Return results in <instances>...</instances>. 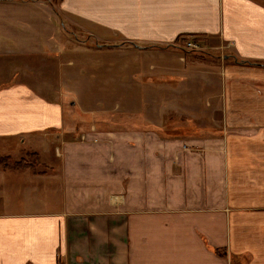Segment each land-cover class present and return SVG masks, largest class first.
Here are the masks:
<instances>
[{
	"label": "crops",
	"instance_id": "obj_1",
	"mask_svg": "<svg viewBox=\"0 0 264 264\" xmlns=\"http://www.w3.org/2000/svg\"><path fill=\"white\" fill-rule=\"evenodd\" d=\"M56 22L84 39L62 32L71 40L47 49L102 55L97 49L109 46L135 60L119 73L144 72L153 59L158 79L203 90L207 113L172 136L158 116L133 111L102 112L80 129L66 125L59 85L0 88V139L76 135L48 157L42 145L47 159L35 172H7L24 180L20 196L0 198V264H264V68L239 64L264 62V1L0 0L11 40L34 32L52 42ZM184 37L216 40L233 57L217 68L224 86L206 76L203 87L188 83L207 66H186L174 45Z\"/></svg>",
	"mask_w": 264,
	"mask_h": 264
},
{
	"label": "rangeland",
	"instance_id": "obj_2",
	"mask_svg": "<svg viewBox=\"0 0 264 264\" xmlns=\"http://www.w3.org/2000/svg\"><path fill=\"white\" fill-rule=\"evenodd\" d=\"M53 25L57 30L52 42L49 39L46 41L43 38L44 35H37L34 32H27L19 40H11L2 33L3 25H0V88L11 86L14 82H21L30 86L36 93H44L49 91L42 85H59L60 90H55V92L57 91V94L61 96L64 107L70 111L65 116L66 125L69 127L73 121H78L81 124L80 129L86 127L90 120L92 121L102 112H106V115L119 116L125 112L133 111L142 116L146 114L147 118H150L151 114H153L151 116H158L157 121L163 125V133L172 136L183 129H187V132L191 131L192 122L189 118H192L193 114L207 113V110L202 111L205 110L204 91L197 87L193 88L191 85L183 87L180 84L181 81L176 78L173 82L168 74H165L166 77L163 79H158L157 70L152 71L153 68L150 67L151 65L155 66L153 59L145 61L147 69L144 72H140L134 66L133 68L136 70L131 69L126 73H119L116 69L121 64L124 65L125 62L131 64L135 60L132 57L111 55L112 53L109 52L113 50L112 47L106 46V49H97L99 51L96 52L106 51L101 53L102 55L81 53L87 50L78 52L69 50L67 46L64 47L67 51H61V48L55 50V47H51L54 50H50L49 46L47 49L49 43L53 45L65 44L64 38L68 41L71 40L70 36H63L62 32L64 34L72 33L79 41L84 39V34L68 27L65 22L62 24L56 22ZM59 25L62 31H60ZM8 26L24 33L18 26ZM61 35L63 36L62 41H60ZM189 44L195 45L196 48H190ZM90 45H94V41H90ZM176 45L181 48L180 52L181 50L185 51L180 54L185 57L186 66L192 62L195 65L207 66V68L204 66L206 69L201 73L200 70H195L199 74L190 70L193 79H190L189 74L188 83H195L196 86L201 84L203 87V84L207 83L203 81L206 76L209 86L213 87L216 82L224 86V81L221 80L222 78L220 79L221 75L217 68L221 63L235 60L224 51L220 42L189 37L179 40ZM89 50L94 49L90 48ZM99 59L105 61L106 68L111 66V69H106V73L100 70L103 65L92 66L94 61ZM172 60L173 64L180 65L177 56ZM236 61L239 62V60ZM208 67H212V69ZM186 75L187 73L181 72L176 77H185ZM183 95L186 98L182 97ZM157 102L158 104H156ZM121 119L119 120L121 121ZM115 124L118 123L115 122ZM74 137L76 139V135L71 131L68 135H63L60 132H46L44 135L37 134L23 140L16 137L0 139V198L13 194L21 195V184L24 179L18 178L16 175L12 176L10 173L7 174V172H31L29 168L14 170L15 163L24 161L35 172L36 163L47 159H41L39 155L42 145L46 146L48 157L55 147L61 145V141L74 139ZM9 183L14 189L12 192L7 190ZM17 183L19 185H15Z\"/></svg>",
	"mask_w": 264,
	"mask_h": 264
},
{
	"label": "trees",
	"instance_id": "obj_3",
	"mask_svg": "<svg viewBox=\"0 0 264 264\" xmlns=\"http://www.w3.org/2000/svg\"><path fill=\"white\" fill-rule=\"evenodd\" d=\"M185 38V37H184ZM184 38H178L175 42H174V45H175V48H178V49H181L179 48L176 43L181 40V39H184ZM171 46H165L164 48H169ZM182 51V50H181ZM194 51V50H193ZM182 52L185 53V51L183 50ZM239 64H242V65H249V66H255V67H262L264 68V62H253V61H241L239 62ZM159 130V129H157ZM160 131V130H159ZM13 168L14 169H27V168H30L27 166V164L24 162V161H21V162H18V163H15L13 165Z\"/></svg>",
	"mask_w": 264,
	"mask_h": 264
},
{
	"label": "built area",
	"instance_id": "obj_4",
	"mask_svg": "<svg viewBox=\"0 0 264 264\" xmlns=\"http://www.w3.org/2000/svg\"><path fill=\"white\" fill-rule=\"evenodd\" d=\"M189 47H190V48H193V49H195V48H196V46H195V45H193V44H189ZM85 138H86V137H85V135H82V136H80V137H79V140H80V141H84V140H85Z\"/></svg>",
	"mask_w": 264,
	"mask_h": 264
}]
</instances>
